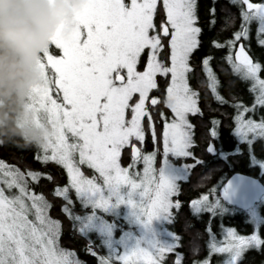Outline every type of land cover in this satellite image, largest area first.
<instances>
[{
    "label": "snow or ice",
    "instance_id": "obj_1",
    "mask_svg": "<svg viewBox=\"0 0 264 264\" xmlns=\"http://www.w3.org/2000/svg\"><path fill=\"white\" fill-rule=\"evenodd\" d=\"M74 19L28 97L41 143H0V264H264L255 230L213 236L223 209L206 179L225 127L250 159L264 153V0H81ZM170 157L180 188L157 168ZM112 196L145 226L168 217L175 247H79L94 216H76L77 202L107 210Z\"/></svg>",
    "mask_w": 264,
    "mask_h": 264
},
{
    "label": "clouds",
    "instance_id": "obj_2",
    "mask_svg": "<svg viewBox=\"0 0 264 264\" xmlns=\"http://www.w3.org/2000/svg\"><path fill=\"white\" fill-rule=\"evenodd\" d=\"M69 5L78 8L80 0H0V122L23 114L58 25L65 22V38L72 30ZM38 145L33 140L29 147Z\"/></svg>",
    "mask_w": 264,
    "mask_h": 264
},
{
    "label": "trees",
    "instance_id": "obj_3",
    "mask_svg": "<svg viewBox=\"0 0 264 264\" xmlns=\"http://www.w3.org/2000/svg\"><path fill=\"white\" fill-rule=\"evenodd\" d=\"M20 118L21 115H18L12 121L5 120L0 122V143L11 142L24 148H28L33 140L40 144L41 141L38 137L21 127ZM225 137L230 141V146H226ZM215 159L219 160L220 163L209 170L206 179H209L214 186L219 207L223 209V212L215 217L216 227L213 230V236L217 239L222 237L221 226L226 230H234L239 235L246 236L254 230L264 235V203L259 205L257 217L253 219L247 211L225 203L222 198L226 187L236 176L248 177L264 190V167H262V164H264V153H258L256 157L250 159L249 154L244 151L243 144L238 142L233 131L225 127L216 139ZM6 160L8 163H15L11 157H6ZM180 164H182L181 161L176 162V165ZM176 186L178 188L182 187V181L178 182ZM82 211L84 212V209L78 201L74 208V213ZM206 222L207 215L197 221V223L201 224ZM167 230L176 237V227L171 220H169ZM208 241L209 236L204 235L201 247L205 254L208 251ZM76 242L79 247L91 246L101 257H105L100 239L96 235L76 237ZM81 258H85L83 254H81Z\"/></svg>",
    "mask_w": 264,
    "mask_h": 264
},
{
    "label": "rangeland",
    "instance_id": "obj_4",
    "mask_svg": "<svg viewBox=\"0 0 264 264\" xmlns=\"http://www.w3.org/2000/svg\"><path fill=\"white\" fill-rule=\"evenodd\" d=\"M69 7L71 9L70 21L73 25L70 34L66 38L62 35L65 22H61L56 30V33L59 32L65 39L71 37L75 27V14L79 8L72 7L71 5ZM20 124L27 132L34 134L42 141L45 136V129L31 122L27 111V102L24 104ZM178 161L180 160L175 157H170L165 165L163 158L157 160V168L164 167L165 174L174 177L176 185L179 181L186 179L182 164L176 165ZM257 186L260 189L259 197L249 209L245 210L253 219L257 217V208L259 205L264 203V190L258 184ZM126 192L127 188L120 189L121 195H124ZM106 199H109V204L111 205L107 210L94 208L93 205L96 203V200L95 198H91L87 206L80 203L84 212L74 213L81 220L85 221L87 217L94 216L90 230L83 235L87 237L92 234L96 235L100 239L105 257L122 254L137 245L146 250H150L154 246L159 248L175 247V240L177 238L167 230L169 223L168 217L162 214L154 219L150 225L145 226L143 218L137 219L136 210L130 208L127 203L118 204V198L115 196L110 198L106 197ZM255 223L257 224V222Z\"/></svg>",
    "mask_w": 264,
    "mask_h": 264
},
{
    "label": "water",
    "instance_id": "obj_5",
    "mask_svg": "<svg viewBox=\"0 0 264 264\" xmlns=\"http://www.w3.org/2000/svg\"><path fill=\"white\" fill-rule=\"evenodd\" d=\"M257 184L245 176H236L226 187L223 200L233 206L249 209L259 197Z\"/></svg>",
    "mask_w": 264,
    "mask_h": 264
},
{
    "label": "bare ground",
    "instance_id": "obj_6",
    "mask_svg": "<svg viewBox=\"0 0 264 264\" xmlns=\"http://www.w3.org/2000/svg\"><path fill=\"white\" fill-rule=\"evenodd\" d=\"M234 178H235V177H234ZM234 178H233V179H234ZM179 182H180V181H179ZM223 196H224V195H223ZM222 198H223V197H222ZM223 201H224V200H223ZM224 202H225V201H224ZM225 203H226V202H225ZM227 204H228V203H227ZM229 205H230V204H229ZM232 206H233V205H232ZM235 207H237V206H235ZM238 208H240V207H238ZM241 209L244 210L243 208H241Z\"/></svg>",
    "mask_w": 264,
    "mask_h": 264
}]
</instances>
